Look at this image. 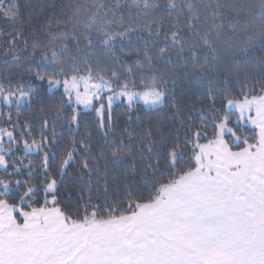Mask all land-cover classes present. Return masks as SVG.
<instances>
[{
  "label": "snow or ice",
  "instance_id": "1",
  "mask_svg": "<svg viewBox=\"0 0 264 264\" xmlns=\"http://www.w3.org/2000/svg\"><path fill=\"white\" fill-rule=\"evenodd\" d=\"M35 7L0 0V264H264V0Z\"/></svg>",
  "mask_w": 264,
  "mask_h": 264
},
{
  "label": "trees",
  "instance_id": "2",
  "mask_svg": "<svg viewBox=\"0 0 264 264\" xmlns=\"http://www.w3.org/2000/svg\"><path fill=\"white\" fill-rule=\"evenodd\" d=\"M48 2H49V0H31L32 4L37 5V7H35L33 9V11L37 15L41 14L42 12L50 13L52 11L51 8H44L43 7ZM55 2L57 4H59L62 2V0H55ZM63 2L68 3V0H63ZM25 15H27V13H25ZM253 55L256 57L264 56V50L257 51ZM17 79H21V77H17ZM15 83H16V80H13V84H15ZM57 98H59V97H57ZM113 108H114V120H115V122L117 124H122L128 115L127 104L126 103H119V104H116L115 106H113ZM4 111H5V113H7L6 108L4 109ZM13 111H15V110H13ZM145 112H146V110H143L142 106L138 107L137 113L133 114L134 122H135L137 116L140 120H143L146 122L149 119V116L152 114L151 113L145 114ZM42 115H46V114L41 113L39 107H37L35 110H30L27 107H22L20 109V119L24 120L27 118L28 120H30L34 123L33 131L36 134L37 139L39 138V133L41 131V127H42V123H43V121L40 119V117ZM89 116L94 118V113L89 114ZM4 118H6V116ZM13 118L15 119V116H13ZM0 119H2V118H0ZM56 131H57V133H59L61 131V129L57 128ZM48 134L50 135L51 133L49 132ZM64 146H65L64 144L61 145V148H60L61 151H63ZM29 159H35V157H29ZM25 163H27V160L25 161ZM69 191H71V190H69ZM75 198H76V194H75V192H73L71 199L74 201ZM69 202L70 201H69L68 197L66 196L64 203L67 204Z\"/></svg>",
  "mask_w": 264,
  "mask_h": 264
},
{
  "label": "rangeland",
  "instance_id": "3",
  "mask_svg": "<svg viewBox=\"0 0 264 264\" xmlns=\"http://www.w3.org/2000/svg\"><path fill=\"white\" fill-rule=\"evenodd\" d=\"M119 103H126V100L118 101L116 104H119ZM116 104H115V105H116ZM115 105H114V106H115Z\"/></svg>",
  "mask_w": 264,
  "mask_h": 264
}]
</instances>
